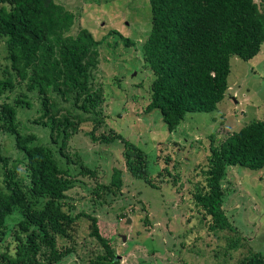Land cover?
<instances>
[{
  "label": "trees",
  "instance_id": "trees-1",
  "mask_svg": "<svg viewBox=\"0 0 264 264\" xmlns=\"http://www.w3.org/2000/svg\"><path fill=\"white\" fill-rule=\"evenodd\" d=\"M150 2L152 29L143 51L154 78L145 109L151 112L159 108L173 131L187 113L218 108L230 87L232 56L251 60L260 53L264 0ZM0 3V45L5 46L7 60L0 77V94L15 88L20 91L14 103L7 95L1 104L0 130L10 132L22 154L10 164V156L0 145V245L9 233L13 237L12 246L0 250V264H46L43 255L48 256V264H59L73 248H59L58 237L74 238L81 216L90 221V236L105 249L92 264H121L111 241L100 230L98 216L75 213V204L68 197V191L75 187L74 175L96 178L99 171L85 164L79 154L73 158L67 151L69 141L87 121L94 125L88 132L93 142H124L128 171L153 184L149 158L141 146L121 133H97L104 98L94 86V71L101 41L87 28L77 34L70 32L76 15L57 0ZM119 35L131 43L130 38ZM31 91L37 93L43 112L37 121L50 128V144L38 141L18 119L19 109L32 105ZM18 162L24 165V172ZM71 165H77L78 172ZM231 165L264 170V119L251 121L223 141L212 136L206 184L197 188L194 199L217 231H237L225 208L229 190L223 180ZM123 186L124 171L114 167L109 183L97 180L92 188L95 203L101 205L107 196H117ZM238 264H264V255L251 251Z\"/></svg>",
  "mask_w": 264,
  "mask_h": 264
},
{
  "label": "rangeland",
  "instance_id": "rangeland-1",
  "mask_svg": "<svg viewBox=\"0 0 264 264\" xmlns=\"http://www.w3.org/2000/svg\"><path fill=\"white\" fill-rule=\"evenodd\" d=\"M57 1L76 15L70 32L77 34L87 28L101 41L94 71V86L104 98L97 133H121L141 146L149 158L153 183L128 171L124 142H93L88 132L94 125L84 122L69 141L67 151L73 158L79 154L85 164L99 171L96 178L74 175L75 187L68 191V197L75 204V213L98 216L100 230L111 241L121 264H238L251 251L264 255V170L227 167L223 180L229 190L225 208L237 231L212 229L211 217L194 199L197 188L206 184L212 136L223 141L251 121L264 119V44L251 60L231 57L230 87L215 111L189 112L171 131L159 108L151 112L145 109L154 78L143 51L152 29L150 0ZM114 31L130 38L131 43ZM5 56L1 44L0 77L7 65ZM19 92L15 88L0 94V106L7 95L14 103ZM29 94L32 105L22 106L18 119L24 130L38 136V141L50 144V128L37 121L43 114L38 95L32 91ZM0 145L10 156V164L22 158L10 132L0 130ZM71 166L78 172L77 165ZM114 167L124 171V186L117 196L109 195L104 203L97 204L92 188L97 180L109 183ZM18 168L24 172L23 164L18 162ZM90 231V221L81 216L74 238L58 237L59 248H73L59 264H92V259L105 251ZM12 240L9 233L0 250L12 246ZM41 259L48 264V256Z\"/></svg>",
  "mask_w": 264,
  "mask_h": 264
},
{
  "label": "water",
  "instance_id": "water-1",
  "mask_svg": "<svg viewBox=\"0 0 264 264\" xmlns=\"http://www.w3.org/2000/svg\"><path fill=\"white\" fill-rule=\"evenodd\" d=\"M123 240H126V236H123ZM119 259V258H118Z\"/></svg>",
  "mask_w": 264,
  "mask_h": 264
}]
</instances>
